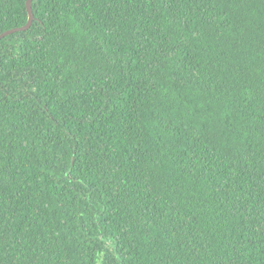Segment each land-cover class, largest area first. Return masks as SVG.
Wrapping results in <instances>:
<instances>
[{"label":"trees","instance_id":"1","mask_svg":"<svg viewBox=\"0 0 264 264\" xmlns=\"http://www.w3.org/2000/svg\"><path fill=\"white\" fill-rule=\"evenodd\" d=\"M32 7L0 40V264H264V0Z\"/></svg>","mask_w":264,"mask_h":264},{"label":"water","instance_id":"2","mask_svg":"<svg viewBox=\"0 0 264 264\" xmlns=\"http://www.w3.org/2000/svg\"><path fill=\"white\" fill-rule=\"evenodd\" d=\"M34 0H27V4H26V8H27V11H28V22L25 26L21 27V28H16V29H13V30H10V31H7V32H4L0 35V40L9 36V35H12L16 32H24V31H27L31 28L35 18H34V13H33V7H32V3H33Z\"/></svg>","mask_w":264,"mask_h":264}]
</instances>
